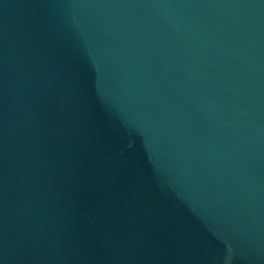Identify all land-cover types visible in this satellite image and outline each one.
Here are the masks:
<instances>
[{"label":"water","instance_id":"1","mask_svg":"<svg viewBox=\"0 0 264 264\" xmlns=\"http://www.w3.org/2000/svg\"><path fill=\"white\" fill-rule=\"evenodd\" d=\"M0 264H264V0H0Z\"/></svg>","mask_w":264,"mask_h":264}]
</instances>
